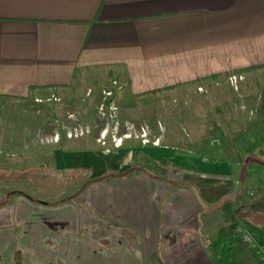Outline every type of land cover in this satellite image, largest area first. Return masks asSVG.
<instances>
[{
	"label": "crops",
	"instance_id": "obj_1",
	"mask_svg": "<svg viewBox=\"0 0 264 264\" xmlns=\"http://www.w3.org/2000/svg\"><path fill=\"white\" fill-rule=\"evenodd\" d=\"M262 69L264 0H0V99L53 93L84 73L138 94ZM93 144L53 156L91 176L80 198L0 202V264H218L207 233L219 214L218 231L243 227L264 254L263 166L128 174L121 149ZM236 240L238 261L259 264Z\"/></svg>",
	"mask_w": 264,
	"mask_h": 264
},
{
	"label": "rangeland",
	"instance_id": "obj_2",
	"mask_svg": "<svg viewBox=\"0 0 264 264\" xmlns=\"http://www.w3.org/2000/svg\"><path fill=\"white\" fill-rule=\"evenodd\" d=\"M229 74L132 94L106 75L92 82L84 73L53 93L0 99V202L15 194L49 204L74 200L91 176L85 168H58L53 156L94 142L101 150L121 149L130 158L128 174L171 170L156 160L164 156L191 159L198 169L200 163L228 162L239 168L233 176L264 168V69L239 73L236 87ZM107 90L113 94L104 99ZM249 188L252 197L256 192ZM213 220V227L226 222L221 214ZM259 220L264 224V215ZM213 227L211 243L220 234Z\"/></svg>",
	"mask_w": 264,
	"mask_h": 264
},
{
	"label": "trees",
	"instance_id": "obj_3",
	"mask_svg": "<svg viewBox=\"0 0 264 264\" xmlns=\"http://www.w3.org/2000/svg\"><path fill=\"white\" fill-rule=\"evenodd\" d=\"M171 88L172 87L156 88L146 91L142 94H155L157 92ZM156 160L161 162V165H164L169 169H183L190 171L198 170V163L188 158L164 156L159 157ZM26 196L32 199L30 196ZM232 240H234V236L231 233L222 230L219 234V237L212 242L211 247L218 256V264H242L237 259L238 248L232 243ZM234 242L237 244V241Z\"/></svg>",
	"mask_w": 264,
	"mask_h": 264
},
{
	"label": "built area",
	"instance_id": "obj_4",
	"mask_svg": "<svg viewBox=\"0 0 264 264\" xmlns=\"http://www.w3.org/2000/svg\"><path fill=\"white\" fill-rule=\"evenodd\" d=\"M243 79V75L239 74V73H231L228 76V82L231 86L236 87L237 83L239 81H241ZM116 83V81H113L112 84L114 85ZM113 91L111 90H107L103 92V98L107 99L110 96H112ZM111 109H115V102L112 101L110 104ZM112 109V110H113ZM231 234L237 239V244L241 245V246H245L247 251L252 252V253H257L259 256V264H264V254L262 253V251L259 248V245L254 237V235L246 230L243 227H236L235 229H233V231L231 232Z\"/></svg>",
	"mask_w": 264,
	"mask_h": 264
}]
</instances>
